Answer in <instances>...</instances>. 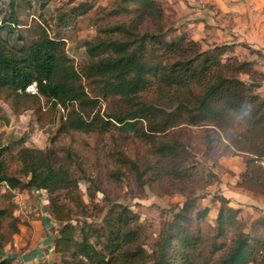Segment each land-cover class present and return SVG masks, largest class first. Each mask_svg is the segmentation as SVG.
<instances>
[{
	"label": "trees",
	"instance_id": "16d2710c",
	"mask_svg": "<svg viewBox=\"0 0 264 264\" xmlns=\"http://www.w3.org/2000/svg\"><path fill=\"white\" fill-rule=\"evenodd\" d=\"M132 9L147 17L156 31L139 32L130 23L106 27L100 35L83 42L87 61L77 69L66 51L65 39L51 36L42 25L37 24L29 43L7 50L8 39L2 34L14 36L23 25L16 0H9L7 11L0 6V87L29 98L41 96L52 106L65 109L62 130L106 134L116 128L175 162L181 158L183 146L173 131L204 126L207 148L224 143L245 157L237 186L264 195V95L258 91L264 74H257L252 61L227 55L232 44L202 49L185 34L167 37L164 11L157 0H122L118 11ZM22 38L16 35L17 40ZM82 77L99 84L97 94L85 90ZM32 82H36L40 96L25 91ZM108 98L117 108L101 113L99 100ZM68 106L72 108L67 110ZM85 109L91 113L84 114ZM19 159L22 176L35 191L54 193L71 182L69 171L55 167L48 157L37 159L24 149ZM2 160L0 155V183L14 189L21 179L9 173ZM118 160L141 180L143 172L134 161L122 152ZM148 170L155 181L164 175L177 181L185 178L180 169L166 170L161 164ZM112 175L119 180L122 173L116 170ZM217 199L220 206L212 240L196 229L208 207L192 216L194 200H186L148 252L141 242L143 231L137 215L129 207L115 203L103 224L84 218L73 224L62 197L50 195L48 212L62 224L52 241L53 252L65 255L62 264H201L196 260L199 252L196 257L194 253L206 243L211 247L209 256L221 252L216 259L204 258L206 264H264V218L253 221L254 234L247 232L239 220V209L229 205L223 195ZM229 230L230 243L218 242ZM16 257H0V264H19Z\"/></svg>",
	"mask_w": 264,
	"mask_h": 264
},
{
	"label": "rangeland",
	"instance_id": "374dc122",
	"mask_svg": "<svg viewBox=\"0 0 264 264\" xmlns=\"http://www.w3.org/2000/svg\"><path fill=\"white\" fill-rule=\"evenodd\" d=\"M157 1L164 11V2ZM8 3L9 0H1V10L7 11ZM121 4L122 0H16L23 23L16 33L23 38L17 40V34L10 36L5 33L2 37L8 39L7 50L12 51L22 42L29 43L37 24L42 25L51 36L65 39L66 51L76 68L80 69L87 61L83 42L100 35L102 29L130 23L139 32L156 31V26L134 9L119 12ZM166 8L170 9L169 6ZM164 15L167 37L177 38L184 34L169 12L164 11ZM209 37L198 41L202 49L217 45ZM227 53L235 55L232 50ZM242 54L235 56L242 60ZM249 54L264 59L262 53ZM242 77L246 79L247 76ZM81 82L90 95L97 94L98 83L85 77L81 78ZM258 91L264 95V79ZM99 101L101 113L117 108L110 98ZM71 108L68 106L67 110ZM66 113L65 109L52 106L44 98H29L10 88L0 87V155L7 171L21 179V184L14 189L0 183V210H3V217L0 218V257L18 256L19 264H62L61 258L65 255H56L53 251L52 259L46 262H41L37 256H32L29 263L21 260L22 255L30 251L41 236L40 222L44 217L41 216L40 206L45 207L48 214L50 195L55 194L62 197L73 224L79 223L81 218L103 224L110 209L116 208L115 203L129 207L137 215V224L143 231L141 242L148 252L152 251L160 230L173 219L186 200H194L192 216L196 211L208 207L206 217L196 224L200 235L208 240H212L216 232L220 206L218 196L228 198L229 205L239 209V220L247 232L254 234L253 221L264 218V195L237 186L245 157L235 154L224 143L207 148L204 144V126L173 131L180 137L183 146L181 158L175 162L155 153L151 145L116 128L106 134L62 130ZM83 113L87 115L91 112L85 109ZM24 149H28L37 159L48 157L55 167L66 168L71 182L54 193L30 188L26 184L27 178L22 176V162L19 159V152ZM120 152L134 161L143 172L141 180L129 166L118 160ZM158 164L166 170L180 169L185 174L184 180L177 181L166 175L159 181L153 180L148 168ZM78 167L84 172H80ZM116 170L122 173L119 180L112 175ZM55 221L58 229L62 224ZM231 234L229 230L224 238L217 241H224L228 245ZM210 251L211 247L206 243L200 246L194 253L195 257L197 252L201 256L196 258L197 262L206 264L204 258L213 260L221 254L219 251L209 256Z\"/></svg>",
	"mask_w": 264,
	"mask_h": 264
},
{
	"label": "crops",
	"instance_id": "0c3cea01",
	"mask_svg": "<svg viewBox=\"0 0 264 264\" xmlns=\"http://www.w3.org/2000/svg\"><path fill=\"white\" fill-rule=\"evenodd\" d=\"M164 11L172 15L184 34L200 41L210 36L216 44H232L235 55L242 52V60L252 61L254 70L264 74V59L250 53L264 55V0H162ZM169 6V10L166 8ZM44 207V206H43ZM44 220L37 244L23 254L22 261L37 256L41 262L51 260L52 241L57 225L47 210L39 208ZM18 257V256H17Z\"/></svg>",
	"mask_w": 264,
	"mask_h": 264
},
{
	"label": "built area",
	"instance_id": "2783aa9c",
	"mask_svg": "<svg viewBox=\"0 0 264 264\" xmlns=\"http://www.w3.org/2000/svg\"><path fill=\"white\" fill-rule=\"evenodd\" d=\"M25 91L28 92V93H30V94H34V95L40 96L36 82H32L31 84H29L25 88Z\"/></svg>",
	"mask_w": 264,
	"mask_h": 264
}]
</instances>
